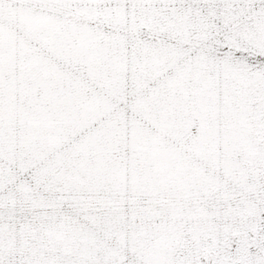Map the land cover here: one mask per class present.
I'll list each match as a JSON object with an SVG mask.
<instances>
[{
	"label": "snow or ice",
	"instance_id": "1",
	"mask_svg": "<svg viewBox=\"0 0 264 264\" xmlns=\"http://www.w3.org/2000/svg\"><path fill=\"white\" fill-rule=\"evenodd\" d=\"M0 264H264V0H0Z\"/></svg>",
	"mask_w": 264,
	"mask_h": 264
}]
</instances>
